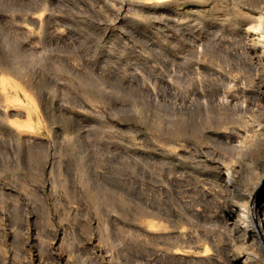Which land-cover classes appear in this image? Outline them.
<instances>
[{"label": "rangeland", "instance_id": "1", "mask_svg": "<svg viewBox=\"0 0 264 264\" xmlns=\"http://www.w3.org/2000/svg\"><path fill=\"white\" fill-rule=\"evenodd\" d=\"M259 18L246 0H0V264H228L214 218L260 121Z\"/></svg>", "mask_w": 264, "mask_h": 264}, {"label": "bare ground", "instance_id": "2", "mask_svg": "<svg viewBox=\"0 0 264 264\" xmlns=\"http://www.w3.org/2000/svg\"><path fill=\"white\" fill-rule=\"evenodd\" d=\"M246 1L251 5V9H255L259 13V21L255 23L256 25L258 24L261 31L255 32V30L251 29V26L250 29L245 30L243 40L246 42V47L244 48L247 56H243V60L247 63L248 71L257 81L258 92L263 106L259 114L260 121L254 124L256 120L253 122L251 119L249 124L246 123L247 128L250 129V131L248 130L249 133H246L245 130V133L242 131L243 134H238L242 136L241 146L239 145L240 148L236 154L234 153L235 155L230 156V164L226 163L225 165L228 166L221 173L224 188L221 194V201L218 204L219 214L214 220L219 224L218 226L221 227L222 232L216 233L218 236L215 233V236L212 235L220 238L219 234H222L225 237L226 240L223 238L224 242L221 241L220 243L222 249L230 257V264H264V0ZM157 4L159 6L164 3L161 1ZM239 9L233 7V11L235 10L238 13L237 16H242L239 13ZM216 10L220 13L225 12L219 7H216ZM256 117L258 118V116ZM217 118L223 124L233 123L224 113L219 114ZM217 237L214 240L216 239L215 242L217 244H215L218 246L220 243L217 242ZM207 250L204 248V252ZM174 254L178 255L179 253L175 252Z\"/></svg>", "mask_w": 264, "mask_h": 264}]
</instances>
